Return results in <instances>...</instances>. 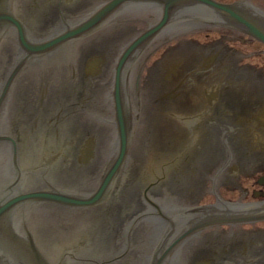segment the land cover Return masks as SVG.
<instances>
[{
    "label": "flooded vegetation",
    "instance_id": "af4514ba",
    "mask_svg": "<svg viewBox=\"0 0 264 264\" xmlns=\"http://www.w3.org/2000/svg\"><path fill=\"white\" fill-rule=\"evenodd\" d=\"M105 1L48 0L51 6L39 15L35 10L38 0H29L27 17L24 1L18 0L16 11L25 22L27 40H52L67 26L84 21ZM215 3L231 9L225 12ZM233 15L245 18L247 24L236 22ZM25 19H29V23ZM246 30L264 32V0H132L113 10L100 27L55 43L42 54L25 55L17 44L15 57L2 83L22 62L11 83L12 91L26 88L32 82L35 87L46 86L48 92L44 99L28 101L26 109L19 114L26 112L29 117L33 109L43 111L35 117L41 119L43 126L44 120L49 123L54 119V115L48 113L52 107H46V100H71L69 108L64 111L61 107L56 113V120L66 123L67 128L57 130L54 135L56 139L63 135L71 137L69 145L57 148L72 153L66 164L75 162L78 167H88L93 159L84 162L81 158L88 139L94 137L88 134L105 135L108 126L114 127L111 117L114 104L109 89L115 80L118 58L127 45L144 33L150 35L149 43L127 66L132 99L141 95L138 101L142 104L144 97L149 100L151 94L153 100L151 109L142 111L137 105L133 111L136 128L142 129L139 140L142 141L145 132L150 133L144 139L150 140L155 127H159L161 133L166 129L174 133L176 147H190L189 154L170 172L167 181L165 174H161L151 186L146 183L139 187L136 168L132 176V163L125 165L111 195L115 199L121 194L130 198L129 195L138 190L137 208L140 202H145L144 198L154 201L158 207L156 217L146 215L128 228L127 215L121 222L118 219L124 215L123 210L115 213V217L110 213L109 224L103 225V229L99 225L101 230L95 240L90 236L89 240L80 237L81 241L77 240L68 249L80 257L86 252L104 253L112 246L115 252H120V259L108 262L106 256L100 259L84 256L69 260L70 264H150L158 249L164 256L161 264H264V225L261 223L208 227L170 247L175 236L173 214L179 207L210 202L216 194L228 199L239 198L260 187L254 175L264 170V43ZM17 37L14 31L3 41L13 39L16 44L19 43ZM101 89H108L104 103L103 97H99ZM31 93L30 89L26 95ZM85 94L92 101L81 104L79 100H88ZM11 96L12 93L1 129L6 125L14 101L10 100ZM154 110L158 111L157 118L149 122V111L154 113ZM90 118L92 120L87 121ZM46 131L50 132L48 128ZM23 137L25 135L16 130V138H13L18 159L23 152L30 151L20 143ZM232 140L238 144L234 145ZM160 143L162 148L170 149L166 142ZM132 144L133 141L129 150ZM144 144L142 142L143 150L147 147ZM99 147L101 152H111L115 146ZM234 147L241 148L245 154L259 152L260 159L241 160L236 165L234 161L219 159L221 153L231 152ZM0 152L11 154L10 142L0 141ZM196 152L207 153V159L200 160ZM50 171L51 176L64 185L83 193H87L89 187L82 184L87 177L95 176L89 171L91 175L84 179L75 176V181L69 182L64 172L47 164L41 175L29 170L26 182L46 181L48 186L56 182L46 176ZM78 174L81 177L84 171ZM91 180L90 177L88 181ZM107 202L81 209L49 204L30 217L40 236L49 239L48 225L66 234L80 220L92 215L100 219L102 211H107ZM146 208L151 209L148 204ZM141 234L143 237H137ZM133 251L136 257L131 254Z\"/></svg>",
    "mask_w": 264,
    "mask_h": 264
},
{
    "label": "water",
    "instance_id": "95a60500",
    "mask_svg": "<svg viewBox=\"0 0 264 264\" xmlns=\"http://www.w3.org/2000/svg\"><path fill=\"white\" fill-rule=\"evenodd\" d=\"M8 11V0H0V34L7 23H13L20 28V23ZM1 101V100H0ZM120 99L117 98L118 122L122 144L125 145L126 129L121 113ZM1 182V181H0ZM1 188V183H0ZM10 189L5 187V191L0 190V264H50L40 251L32 243L30 234L19 235L14 229L13 219L15 217L16 203L25 199H55L65 202H75L78 204L93 203L98 199L100 193L88 199H73L69 196L46 191L30 192L8 197ZM16 220V219H15ZM26 230V229H25Z\"/></svg>",
    "mask_w": 264,
    "mask_h": 264
},
{
    "label": "rangeland",
    "instance_id": "374dc122",
    "mask_svg": "<svg viewBox=\"0 0 264 264\" xmlns=\"http://www.w3.org/2000/svg\"><path fill=\"white\" fill-rule=\"evenodd\" d=\"M38 2H39V6L37 8H35V10H36L37 13L39 12V15H40L41 13H44L47 10L46 8H49L50 3H48V0H38ZM2 50H3V48L1 49L0 54H1ZM12 53H13V50L11 48V45L6 47V51L2 52L3 59H5V60L8 59L9 60L10 56L12 55ZM1 73L2 72H1V66H0V80H1ZM46 80L47 79H45L43 81H46ZM39 86L41 87V85H39ZM34 87H35V84L31 82V84H29L26 88L22 87V88L16 89L15 94H14V99H13L14 100V104H13L12 113H11V119L12 120H11L10 124L8 125V127H7L9 130H13L14 127H15V125L12 123V121L15 120L17 122V114H16V112L19 111V113H20L21 111H24L26 109L28 101L36 100V98L39 97L40 88L39 87H35L34 88ZM30 89L33 91V93L26 95V92H29ZM101 90H102L101 91V95L99 97H103L102 103H104L105 102L104 98H105V96L107 94L108 89H101ZM84 97L86 99H88V100H79V102L81 104L88 103V102L92 101V100H89L88 94H85ZM150 97H151V94L149 95V100H147L144 97V100L142 99L144 102L142 104H139V101L137 102V100H140V98H141V95H140L139 97L134 98V105L137 102L136 105L140 106L142 111L147 110L148 108L151 109V105L150 104L153 102V100H151ZM98 100H99V98H98ZM69 102H71V100H52L50 102V104H49V106L52 107V109L48 113L51 114V115H54V118H56V113L58 112L59 108L63 107L64 111H65L66 108L70 107L68 105ZM157 114H158V111H155L153 113V115L149 111V115H148V117H150L149 122L152 119H154V117L156 119L157 118ZM43 116L45 117V114H43ZM20 121H21V125L22 126H25V125H27L30 122V119L27 118L26 112H24V114L20 115ZM144 123H147V122L144 121ZM55 125H56V120H54V125L50 126L48 128L54 129ZM141 126L144 127V124L141 123ZM59 127H61V128L66 127V123L59 124ZM21 128L27 129V128H30V125L27 126V127H21ZM46 128H47V124H46V121L44 120L43 126H39L38 130H36V133L32 134L30 131H27V132L29 133L30 137L33 139V141L35 143L38 140V138H39L38 136L42 133L41 131L42 130H46ZM139 129H141V127ZM156 130H158L157 127H155V131ZM110 131H111V129H110ZM110 131H108L105 134V136H101L100 137L101 141L106 140V139L108 140L109 138L110 139L112 138V132H110ZM159 137H160V134L158 132H155L154 135L152 136V138L155 140V142L157 144H158V142L160 140ZM166 138L168 139L169 137L166 136ZM28 139L30 140L29 136H28ZM148 160H149V158H148ZM87 230H85V231H87Z\"/></svg>",
    "mask_w": 264,
    "mask_h": 264
}]
</instances>
